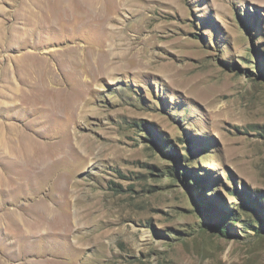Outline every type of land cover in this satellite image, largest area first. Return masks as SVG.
<instances>
[{
    "label": "rangeland",
    "instance_id": "374dc122",
    "mask_svg": "<svg viewBox=\"0 0 264 264\" xmlns=\"http://www.w3.org/2000/svg\"><path fill=\"white\" fill-rule=\"evenodd\" d=\"M234 262L264 264V0H0V264Z\"/></svg>",
    "mask_w": 264,
    "mask_h": 264
},
{
    "label": "bare ground",
    "instance_id": "6f19581e",
    "mask_svg": "<svg viewBox=\"0 0 264 264\" xmlns=\"http://www.w3.org/2000/svg\"><path fill=\"white\" fill-rule=\"evenodd\" d=\"M111 56H112V57H116V56H120V54L117 53V52H114V51H113L112 54H111ZM92 238L95 239L94 242L97 243V246H94V247L97 248L96 250H97V251L101 250V247H102L101 238H102V236H101V235H98V236H95V237H92ZM76 242L79 243V244H83V245H84L82 239H79V241L76 240ZM103 243H104V242H103ZM85 244H88V242H86ZM91 258H92V257H91ZM228 264H232V263H228ZM234 264H236V263L234 262Z\"/></svg>",
    "mask_w": 264,
    "mask_h": 264
}]
</instances>
